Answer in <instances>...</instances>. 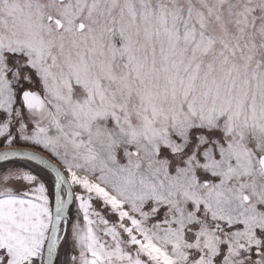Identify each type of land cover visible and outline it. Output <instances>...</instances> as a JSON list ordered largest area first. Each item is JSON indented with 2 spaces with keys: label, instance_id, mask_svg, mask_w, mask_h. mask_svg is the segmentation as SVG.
<instances>
[{
  "label": "snow or ice",
  "instance_id": "obj_1",
  "mask_svg": "<svg viewBox=\"0 0 264 264\" xmlns=\"http://www.w3.org/2000/svg\"><path fill=\"white\" fill-rule=\"evenodd\" d=\"M0 264H264V0H0Z\"/></svg>",
  "mask_w": 264,
  "mask_h": 264
}]
</instances>
